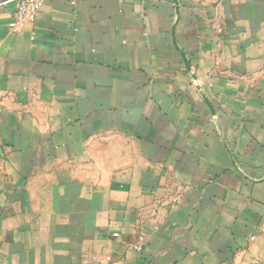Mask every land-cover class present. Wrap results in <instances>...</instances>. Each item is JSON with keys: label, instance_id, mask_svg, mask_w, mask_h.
Listing matches in <instances>:
<instances>
[{"label": "crops", "instance_id": "0c3cea01", "mask_svg": "<svg viewBox=\"0 0 264 264\" xmlns=\"http://www.w3.org/2000/svg\"><path fill=\"white\" fill-rule=\"evenodd\" d=\"M0 0V264H264V0Z\"/></svg>", "mask_w": 264, "mask_h": 264}, {"label": "built area", "instance_id": "2783aa9c", "mask_svg": "<svg viewBox=\"0 0 264 264\" xmlns=\"http://www.w3.org/2000/svg\"><path fill=\"white\" fill-rule=\"evenodd\" d=\"M47 2L48 0H16L17 10L11 26L16 29L26 22H35Z\"/></svg>", "mask_w": 264, "mask_h": 264}]
</instances>
